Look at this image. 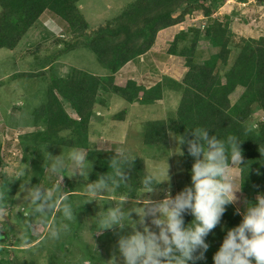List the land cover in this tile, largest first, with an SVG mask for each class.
<instances>
[{
    "label": "trees",
    "instance_id": "1",
    "mask_svg": "<svg viewBox=\"0 0 264 264\" xmlns=\"http://www.w3.org/2000/svg\"><path fill=\"white\" fill-rule=\"evenodd\" d=\"M225 1L135 0L117 18L86 35L89 23L79 6L81 0H0V49H15L40 17L49 11L51 16L60 19L65 29L73 34L71 37L75 38L76 43L83 37L89 38L87 46L110 73L107 77H101L76 69L67 77H57L56 74L52 76L53 80L47 86L45 102L33 112L34 118L43 123L42 128L19 136V146L24 152L19 178L23 182L30 180L32 184L42 182L48 165L38 152L42 148L58 146L77 149L87 145V130L102 89L112 90L127 102L138 101L149 105L162 99L164 87L166 90L175 88L182 94L175 114L168 119L147 121L143 126L145 145L150 148L166 147L169 131H173L177 137H187L192 126L208 127L209 135L215 134L218 137L236 135L241 140L243 156L238 167L245 209L248 202L254 203L257 195L264 194V154L260 152L264 151V116L256 127L250 123L255 110L260 109L264 114V35L258 39H243L239 52L232 56L229 18L221 20L214 17L216 9L225 4ZM243 1L245 0H240ZM195 11L204 15V31L189 29L190 34L185 31L178 33L166 51L167 55L182 57L184 60L187 71L181 81L167 76L163 82L150 88L139 85L134 80H128L125 86L114 83L116 72L128 62L152 50L160 30L183 22L187 15ZM202 37L210 40L218 52L199 63L196 61V53ZM238 87H242L243 92L231 104L230 95ZM65 103L70 105L78 119L67 112ZM180 146L191 173L192 157L187 153L186 143H180ZM114 153L100 151L94 154L96 162L89 176L90 181L109 171L108 160ZM1 166L0 144V170ZM124 172L129 185L122 186L113 193L120 196L131 189V197L135 198L144 189L140 183L147 173L144 160L130 158V165L124 168ZM159 186L160 184L156 185L154 189ZM56 189L59 193L57 192L56 201L52 203L54 206L50 209L55 216L61 213L56 208H61L67 202L66 197L74 193L73 190L59 186ZM85 209L82 205L75 210L78 213ZM192 219L191 215L186 214L185 224ZM241 219L242 214L237 212L234 204L226 206L221 223L206 237L209 248L205 259L197 264H213V254L222 242L226 229L237 225ZM79 230L80 227H71L68 239L60 241L56 248L47 249L50 264H63V254H56V251L63 253L67 249L66 244L78 241ZM81 247L85 250L89 248L86 243H81ZM96 256L92 250L83 252L79 264L82 259L95 264ZM17 264L37 263L32 259H23Z\"/></svg>",
    "mask_w": 264,
    "mask_h": 264
},
{
    "label": "rangeland",
    "instance_id": "2",
    "mask_svg": "<svg viewBox=\"0 0 264 264\" xmlns=\"http://www.w3.org/2000/svg\"><path fill=\"white\" fill-rule=\"evenodd\" d=\"M135 0H81L82 12L89 23L86 35L91 34L100 26L107 25L121 14V11ZM79 5V6H80ZM214 17L230 21L232 33L229 41L232 56L239 52L243 39H258L264 35V0H226L225 4L216 9ZM205 21L200 11H195L175 28H165L156 35L152 50L155 57L145 58L149 63V70L141 73L142 68L122 67L114 75V83L126 85L128 80H134L146 88L163 82L165 77L180 79L185 72L182 57L169 56L166 51L176 34L189 29H200ZM60 19L51 16L46 11L40 20L23 37L15 49H0V144L2 166L0 174V264H17L23 259H32L37 264H50L47 253L48 248H56L58 243L68 239L70 231L62 233L59 239H50L49 231L59 228L64 223L62 214L54 215L51 211L46 213H33L25 216L20 209L27 202L24 192L21 191L23 180L20 179L21 164L24 152L19 146V136L24 133L40 130L43 123L34 118L33 112L40 107L46 99L47 86L57 77H67L76 69L95 74L109 76L108 70L99 62L95 53L87 46L89 38L76 43L73 34L65 29ZM201 30V29H200ZM178 32V33H177ZM62 40V41H61ZM71 42V45L68 43ZM184 42H180L183 44ZM218 52L210 40L201 38L197 47L196 61L199 63L208 60ZM146 56V55H145ZM74 69V70H73ZM181 80V79H180ZM170 89V88H169ZM165 89L163 97L149 105L138 101L127 102L112 90L102 89L100 102L94 106V114L87 131L88 143L83 148H77L85 153V167L89 171L88 177L80 176L76 171L74 175L71 161L68 167L59 174L48 170L50 159L54 156L68 157L69 153L77 150L58 146L42 148L38 152L41 158L48 163L40 185L51 191V202L55 203L57 186L74 193L67 196L74 209L84 206L86 209L77 213L76 220L71 227L80 230L78 241L66 244L67 249L56 254H63V264H79L82 253L93 251L97 260L95 264H110L115 256L116 264H121L117 250L119 235L132 231L130 225L124 229H96V214L103 208L115 206L119 195L103 193L97 197H90L85 192V183L90 181L96 162L94 155L100 151H114L126 149L130 158L144 160L147 173H156L162 179L159 187L152 192L142 189L140 199H162L166 191L175 195L185 185L191 183V173L182 154V148L173 131H169V140L166 147L150 148L144 143L143 126L147 121L158 120L173 116L178 108L182 94L173 89ZM243 92L238 87L231 95V104H234ZM67 112L78 119L70 105L65 103ZM260 109L254 111L250 123L256 124L263 119ZM192 158V164H193ZM169 166V167H168ZM168 167V176L166 169ZM236 177V186L240 187V170L238 164L233 167ZM88 180V181H87ZM262 195V194H259ZM237 200L233 203L242 214L245 211L244 194L239 188L236 192ZM258 196V195H257ZM136 198V197H135ZM93 199V200H92ZM133 199L125 202L124 207L131 208ZM91 200V201H90ZM136 206H140L137 204ZM57 210L61 208H56ZM55 209V212H56ZM132 219H138L132 213ZM139 228L140 225L138 224ZM149 227H152L149 225ZM86 243L89 248L81 247ZM54 250V249H52ZM8 262V263H7Z\"/></svg>",
    "mask_w": 264,
    "mask_h": 264
},
{
    "label": "clouds",
    "instance_id": "3",
    "mask_svg": "<svg viewBox=\"0 0 264 264\" xmlns=\"http://www.w3.org/2000/svg\"><path fill=\"white\" fill-rule=\"evenodd\" d=\"M205 27L204 21L200 26L201 32ZM177 140L181 144L186 143L187 153L194 161L189 185H185L175 195L169 190L162 199L141 200V194L152 192L156 185L165 181L158 179L156 173H146L140 180L145 191L133 199L131 208L124 207L131 198L129 189L120 194L115 206L102 208L95 216L96 229L101 232L131 226L132 231L119 235L117 240L121 264H197L205 259L209 248L206 237L221 223L226 206L237 200L236 192L240 187L236 186L233 167L241 165L243 160L239 137L233 134L219 137L209 135L208 127L192 126L187 137L178 136ZM260 152L264 154V151ZM85 159V153L77 149L70 152L67 158L59 155L52 157L48 170L59 175L71 161L74 166L72 175L78 171L80 176L88 177ZM108 165V172L85 183L84 190L90 197L105 192L113 193L129 185L124 172V168L130 165L126 149L115 152L108 160ZM21 191L27 202L20 209L25 216L46 213L54 206L51 191L39 183L24 181ZM60 210L65 222L49 231V238L53 240L70 231L71 222L76 220V210L70 202L63 203ZM132 213H136L138 219H132ZM186 214L193 217L188 224L184 220ZM212 260L213 264H264V194L258 195L254 203L248 202L241 221L226 229ZM81 264H89V261L82 259ZM110 264H116L115 256Z\"/></svg>",
    "mask_w": 264,
    "mask_h": 264
},
{
    "label": "crops",
    "instance_id": "4",
    "mask_svg": "<svg viewBox=\"0 0 264 264\" xmlns=\"http://www.w3.org/2000/svg\"><path fill=\"white\" fill-rule=\"evenodd\" d=\"M80 8H81V5H80ZM171 28H175L174 26H172ZM178 33V32H177ZM177 35V34H176ZM175 35V36H176ZM174 40V38L172 39V41ZM171 41V42H172ZM169 45H170V43H169ZM155 54H156V52L154 51V50H151V51H149L147 54H146V56H144V57H141L140 59H138V60H135L134 62H130V63H128L127 65H126V67H129V68H142V70H140L141 71V73H143L144 71H146V70H149V63H148V61H146L145 60V58H147L148 56H151V57H155ZM169 56H171V55H169ZM177 57V56H176ZM183 60V59H182ZM183 63H184V60H183ZM185 66V65H184ZM186 71H187V68L185 67V72L183 73V74H185L186 73ZM183 76L184 75H182V77L180 78V79H182L183 78ZM172 78V77H171ZM174 79V78H173ZM180 79H177V81H181ZM176 80V79H175ZM158 83V82H157ZM139 84V83H138ZM156 84V83H155ZM139 85H141V84H139ZM120 86H122V85H120ZM143 86V85H142ZM154 86V85H153ZM152 87V86H151ZM148 88H150V87H148ZM167 89H169V88H167ZM170 90V89H169ZM173 92H175V93H177V91H173Z\"/></svg>",
    "mask_w": 264,
    "mask_h": 264
}]
</instances>
